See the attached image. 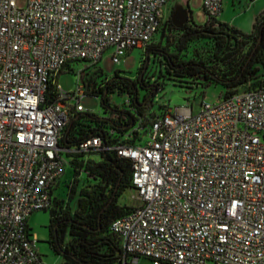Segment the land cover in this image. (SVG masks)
<instances>
[{
	"label": "built area",
	"instance_id": "built-area-1",
	"mask_svg": "<svg viewBox=\"0 0 264 264\" xmlns=\"http://www.w3.org/2000/svg\"><path fill=\"white\" fill-rule=\"evenodd\" d=\"M170 1L27 0L20 9L0 0V264H46L29 220L51 208L64 154L108 149L131 161L135 191L111 226L118 264H264V86L204 97L197 112L166 108L136 129L135 145L60 146L71 116L86 112L84 68L144 52ZM224 2L203 0L207 23L219 22ZM69 71L77 86L65 92L58 79Z\"/></svg>",
	"mask_w": 264,
	"mask_h": 264
},
{
	"label": "trees",
	"instance_id": "trees-1",
	"mask_svg": "<svg viewBox=\"0 0 264 264\" xmlns=\"http://www.w3.org/2000/svg\"><path fill=\"white\" fill-rule=\"evenodd\" d=\"M168 24L181 34L175 49L170 50L171 45L162 47L161 43L149 45L135 78L119 73L107 77L99 67H95L97 71L91 76L85 72L82 84L86 94L100 99L102 112L72 115L63 131L61 148L77 150L87 140L97 137L107 148L118 144L135 145L144 135L136 129L147 128L166 109L160 106L159 112L156 99L167 79L221 85L225 89L224 97L229 98L244 91L241 86L253 82L264 69V13L257 17L251 34L222 22L196 26L189 20L181 28H176L169 19L163 28ZM203 39L214 42L212 60L196 57L187 60L181 56L192 42ZM152 59L160 64L158 74L150 72ZM116 96L123 99L122 103L115 100ZM130 134L133 138L125 140ZM64 155L68 157L69 169L77 174V180L85 175L90 181H101L102 186L82 189L77 209L73 212L63 200L54 196L62 178L57 181L52 189L51 208L44 211L50 214L47 243L51 252L64 264H118L123 250L111 226L132 209L120 204L125 191L134 189L132 163L109 149L98 154V161L89 153L67 152ZM76 194L77 187L74 186L69 200H74Z\"/></svg>",
	"mask_w": 264,
	"mask_h": 264
},
{
	"label": "rangeland",
	"instance_id": "rangeland-1",
	"mask_svg": "<svg viewBox=\"0 0 264 264\" xmlns=\"http://www.w3.org/2000/svg\"><path fill=\"white\" fill-rule=\"evenodd\" d=\"M16 5L20 9L27 7V0H15ZM178 6L182 7L187 11L189 20L196 26H204L208 19L203 9V0H173ZM225 0L223 11L224 14L218 18L219 22H224L230 25L237 26L244 33H250L253 25L256 21V16L264 8V0ZM180 32L168 24L162 28L158 35L154 38L151 45H158L161 43L162 47L174 50L176 43L180 37ZM247 49V48H246ZM246 50H244L245 52ZM215 46L212 40H197L192 42L185 52L181 53L184 59H192L193 57L212 60L214 58ZM146 51L141 52L140 50H134L131 54H128L122 59L120 65H116L112 59L105 55L100 62L99 66L103 70V73L107 77H111L117 73L125 77L135 78L136 73L139 69L140 63L145 61ZM221 65V64H219ZM84 64L76 63L74 65L75 70L82 69ZM223 67V66H222ZM160 64L155 62L153 59L150 64V72H160ZM88 76L93 75L97 68L93 66H87L84 68ZM58 83L65 92H70L76 89L77 77L74 72H66L59 76ZM264 84V69L260 70L257 75V79L253 82L241 86V90H247L259 85ZM225 89L221 85L210 84L207 85L203 81H199L196 84H191L189 80L179 79H167L164 81V87L157 96L156 109L160 112V106L166 107L175 111L177 108H192L194 112L200 109L203 98L206 97L207 102H215L216 99L221 95L224 97ZM115 100L122 103L123 99L115 97ZM82 106L86 112H102V106L100 99L93 96H86L82 99ZM145 142V141H143ZM95 160H99V155L91 156ZM65 159H68L64 155ZM66 171L60 182L55 188L54 196L58 200H63L64 204L68 205L69 208L74 212L77 209L78 199L80 197V191L84 188L90 190L96 185H101V181H90L87 176H81V179L77 180L70 167L69 161L66 160ZM77 187V194L74 200H69V193L72 187ZM135 195L134 189H127L120 200V204L127 207H132L134 204L133 197ZM50 214L49 212H38L35 213L30 219V225L33 232L37 234L38 249L43 255V260L46 264H64V261L52 254L51 249L47 243L48 230L47 226L49 223ZM139 264H164L156 262L150 259H142Z\"/></svg>",
	"mask_w": 264,
	"mask_h": 264
},
{
	"label": "water",
	"instance_id": "water-1",
	"mask_svg": "<svg viewBox=\"0 0 264 264\" xmlns=\"http://www.w3.org/2000/svg\"><path fill=\"white\" fill-rule=\"evenodd\" d=\"M176 12H179L178 19L181 21L180 23H177L176 20V14L173 15L174 25L176 28H181L184 24H186L189 21V16L187 11H185L182 7L177 6ZM261 41V37L259 38V42Z\"/></svg>",
	"mask_w": 264,
	"mask_h": 264
},
{
	"label": "flooded vegetation",
	"instance_id": "flooded-vegetation-1",
	"mask_svg": "<svg viewBox=\"0 0 264 264\" xmlns=\"http://www.w3.org/2000/svg\"><path fill=\"white\" fill-rule=\"evenodd\" d=\"M178 4L175 3L173 0L170 1V3L168 4V11H169V19L171 20L172 24L174 25V22L176 21L177 23H180L181 21L178 19L179 16V12H176V8H177ZM176 14V20H173V15ZM185 25V24H184ZM183 25V26H184ZM175 26V25H174Z\"/></svg>",
	"mask_w": 264,
	"mask_h": 264
},
{
	"label": "crops",
	"instance_id": "crops-1",
	"mask_svg": "<svg viewBox=\"0 0 264 264\" xmlns=\"http://www.w3.org/2000/svg\"><path fill=\"white\" fill-rule=\"evenodd\" d=\"M252 3L254 2L253 0L251 1ZM262 13H264V8H263V10H261L260 11V13L256 16V19H257V17H259ZM222 14H224V11H223V13ZM224 23V22H223ZM230 25V24H229ZM230 26H232V25H230ZM254 26V25H253ZM232 27H235V28H237L238 30H240V28H238L237 26H232ZM241 31V30H240ZM253 32V27H252V30L250 31V33H248V34H251ZM244 33V32H243ZM245 34H247V33H245ZM31 219V218H30ZM29 227H30V229H31V232L33 233V234H35L36 236H37V234L36 233H34L33 232V229H32V227H31V225H30V220H29ZM39 250V249H38ZM53 254V253H52ZM60 258V257H59Z\"/></svg>",
	"mask_w": 264,
	"mask_h": 264
}]
</instances>
